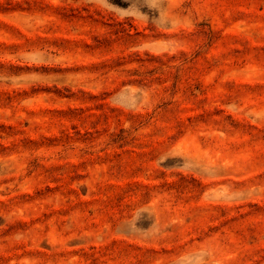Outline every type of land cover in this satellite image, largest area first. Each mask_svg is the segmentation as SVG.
Masks as SVG:
<instances>
[{"label": "rangeland", "instance_id": "rangeland-1", "mask_svg": "<svg viewBox=\"0 0 264 264\" xmlns=\"http://www.w3.org/2000/svg\"><path fill=\"white\" fill-rule=\"evenodd\" d=\"M0 264H264V0H0Z\"/></svg>", "mask_w": 264, "mask_h": 264}]
</instances>
